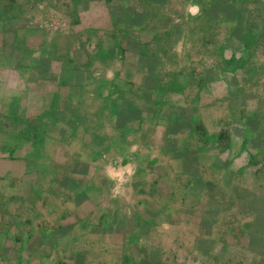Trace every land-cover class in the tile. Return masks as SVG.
Here are the masks:
<instances>
[{
	"label": "crops",
	"instance_id": "obj_1",
	"mask_svg": "<svg viewBox=\"0 0 264 264\" xmlns=\"http://www.w3.org/2000/svg\"><path fill=\"white\" fill-rule=\"evenodd\" d=\"M187 2L0 0V264H264V0Z\"/></svg>",
	"mask_w": 264,
	"mask_h": 264
},
{
	"label": "clouds",
	"instance_id": "obj_2",
	"mask_svg": "<svg viewBox=\"0 0 264 264\" xmlns=\"http://www.w3.org/2000/svg\"><path fill=\"white\" fill-rule=\"evenodd\" d=\"M200 12V5L196 0H188L185 13L187 15L195 16ZM176 51L179 52L180 48L177 46ZM104 172L106 177L113 182L111 194L113 198L123 195V186L132 176L134 170L126 164H119L110 162L105 165Z\"/></svg>",
	"mask_w": 264,
	"mask_h": 264
},
{
	"label": "rangeland",
	"instance_id": "obj_3",
	"mask_svg": "<svg viewBox=\"0 0 264 264\" xmlns=\"http://www.w3.org/2000/svg\"><path fill=\"white\" fill-rule=\"evenodd\" d=\"M262 7V6H261ZM258 40H259V43H258V47L256 49H253V53L254 54H259L260 55H264V32H261V33H257V34H254Z\"/></svg>",
	"mask_w": 264,
	"mask_h": 264
}]
</instances>
